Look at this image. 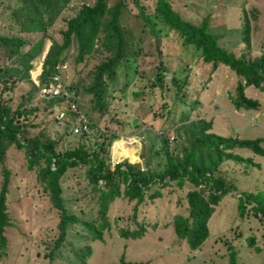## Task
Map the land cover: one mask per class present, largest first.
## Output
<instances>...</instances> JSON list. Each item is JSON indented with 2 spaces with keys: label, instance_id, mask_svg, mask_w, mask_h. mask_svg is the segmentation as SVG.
I'll return each mask as SVG.
<instances>
[{
  "label": "rangeland",
  "instance_id": "obj_1",
  "mask_svg": "<svg viewBox=\"0 0 264 264\" xmlns=\"http://www.w3.org/2000/svg\"><path fill=\"white\" fill-rule=\"evenodd\" d=\"M92 1L69 0L48 26V34L59 42V30L64 27L65 19L81 3ZM169 1L186 20L198 23L206 16L208 29L217 36L218 43L225 49L235 54L244 53L247 57L257 56L264 50V0ZM138 2L144 7L145 13L152 17L154 0ZM19 3V0H0V34L22 36L26 42L21 49L25 50L41 33L18 31L11 10ZM243 11L249 17L251 26L247 49L241 36ZM153 19L154 29L160 34V54L157 57L162 58V63L170 73L161 76V87L157 86L158 83L149 86L159 71L154 48L156 36L138 15L136 6L129 2L119 16L120 25L129 32V52L117 65L116 74L109 83L108 94L111 98L107 112L99 115L92 110L89 94L78 87L75 94L77 105L87 114L92 125L85 131L86 137L74 133L70 135L68 127L71 124L67 126L56 116L59 110L46 112L40 109L43 96L38 91H34L28 101L22 99L21 95H25L31 84L21 80L10 93L9 105L13 108L18 101L23 100L26 106L39 107L34 115H28L30 121L38 122L29 133L42 130L56 138L57 147L62 148L79 140L91 144L93 140H99V131L115 132L116 135L111 137L108 144L110 166L124 161L130 154L137 167L144 169L147 161L148 166L155 170L160 169L165 161L160 134L168 136L173 155L181 154L187 134L185 129L177 127L183 123L180 121L183 116H186L185 125L198 118L211 120L208 131L223 137H261L260 144L264 147V91L252 85L246 86L244 94L256 98L258 107L236 109L231 103L237 79L234 72L223 63L210 71V64L204 63L191 45H183L172 31L161 24L159 18ZM49 44V37H44L42 50L30 61L33 68L28 73L34 84L38 81L42 52ZM62 54L65 59L59 68L60 77L67 84L73 80L88 82L94 64L104 58L106 53L97 45L92 53L76 61V45L72 39ZM1 63L10 64L11 60L0 50ZM171 73L179 84L184 80L183 95L176 93L174 84L169 80ZM194 100L197 103L193 104ZM162 101H167L169 107H163ZM230 151L244 158L249 157L250 160L225 159L219 164L218 171L231 182L233 189L226 191L214 205L207 220L208 234L197 248L191 249L184 239L176 238L171 225L175 213L187 214L184 193L190 184L184 181L182 186H177L175 181H170L163 187L158 186L161 190L159 197H145L137 205L134 217L144 223L145 230L135 238L118 234L119 228L134 227L131 217L133 200L116 197L108 209L110 227L103 230L101 240L90 242L91 253L85 264H118L120 256L140 264H227L231 248L235 251L237 264H264V218L258 219L253 214L240 216L236 212L237 195L242 192H251L256 199L264 202V155L254 153L247 147H233ZM1 166L8 170L6 211L10 224L2 232L4 246L0 251V264H75L71 251L83 242H88V238H80L81 225L69 224L64 239L49 257L46 252L58 233V212L39 181L35 167L26 166L23 149L13 144L7 146L0 162V181ZM83 170L84 166L68 169L67 175L61 178L63 204L79 217L95 218L96 204L92 195L96 194L83 175ZM154 187L157 185L152 184L150 190ZM248 207L246 203V210ZM250 234L253 235L252 244L248 242Z\"/></svg>",
  "mask_w": 264,
  "mask_h": 264
},
{
  "label": "trees",
  "instance_id": "obj_2",
  "mask_svg": "<svg viewBox=\"0 0 264 264\" xmlns=\"http://www.w3.org/2000/svg\"><path fill=\"white\" fill-rule=\"evenodd\" d=\"M19 1V5L11 10V17L17 24L18 31L40 32L41 34L25 50L21 49L26 42L22 36L0 34V50L11 60L10 64H0V162L8 145L13 144L17 148H22L26 166L35 167L39 181L57 210L58 233L53 238L52 245L46 252L47 255L51 257L60 245L66 235L67 226L78 224L82 227L80 238H88V242H83L81 246L71 251V257L75 264H85L91 253L90 242L94 239L101 240L103 230L110 227L108 219L110 203L120 196L133 200L131 217L134 227L119 228L118 234L132 238L141 236L145 226L143 222L134 217L137 205L142 203L145 197L149 199L159 197L161 195L159 187H163L170 181H175L177 186H182L184 181L190 184L184 193L187 214L175 213L171 225L176 238L184 239L191 249L197 248L208 234L207 220L214 205L226 191L232 188L231 182H228L225 176L218 171L219 164L225 159L247 162L250 160L249 157L244 158L230 151L233 147H247L254 153L264 155V147L260 144L261 137H223L208 131L211 127V120L198 118L194 121L190 120L185 125L186 116H183L180 119L183 123H180L177 129H185L187 142L183 144L179 156L173 155L170 150L168 136L160 134L161 151L165 158L160 169L155 170L149 167L147 161L144 163L145 168L141 169L132 162L130 154L124 161L115 162L110 166L108 144L111 137L116 135L115 132L99 131V140H93L91 144L79 140L72 145L59 148L57 139L48 136L42 130L33 134L29 133V130L36 127L38 122L30 121L28 115L30 113L34 115L33 113L39 107L37 105L26 106L23 100H20L11 108L10 93L16 83L21 80H27L31 84L25 95H21L25 101L31 98L34 91H38L37 86L29 78L28 70L32 66L30 62L32 58L42 50L44 37H49L50 44L42 58L41 69L37 75L38 84H44L55 73L61 76L60 67L56 65L63 63L65 56L62 53L73 39L76 45L74 56L76 61H81L85 55L92 53L97 45H100L106 54L94 64L88 82L73 80L65 86L73 93L75 101V94L80 87L82 91L89 94L90 108L97 111L99 115L106 113L109 98H111L108 94L109 83L116 74L117 65L129 52V32L119 23L120 12L129 2L136 6L138 15L149 26L150 32L156 38H159L160 34L154 29L153 17L159 18L161 24L172 31L183 45H191L201 60L210 64V71H213L220 63L227 65L237 76L231 96V103L236 109H256L258 107V100L245 95L244 88L252 85L264 91V50L257 56L247 57L244 53L235 54L225 49L218 43L217 36L208 29L206 16L198 23L186 20L171 6L169 0H154L152 17L145 13L144 7L138 0H93L91 3H81L77 10L65 19L64 27L59 30L60 41L57 42L48 34L47 28L69 0ZM250 29V19L243 11L241 36L246 49L250 44ZM132 53L135 52L132 51ZM155 57L159 63L157 65L159 71L156 78L151 80L157 85V83H162L161 76L169 70L162 63V58L157 57L156 52ZM161 71H164L163 75ZM60 79L63 81L62 77ZM169 80L174 84L176 93L183 95L184 80L179 84L173 73L169 76ZM162 90L159 89V91ZM44 97H42L43 104L40 109L46 112L66 110L61 121L69 126L75 113L66 109L62 98ZM195 103H197L196 100L193 104ZM169 105L167 101H162L163 107L168 108ZM83 113L88 117L85 112ZM159 114L164 115L161 112ZM91 125V120L89 122L88 118V127ZM68 134H72L70 127H68ZM78 136L86 137L87 132L82 131L78 133ZM77 166H84L83 175L95 191L96 195H92L96 204L95 218L79 217L74 212L68 211L63 204L60 180L67 175L68 169ZM1 174L0 251L4 246L2 232L10 224L6 211L8 170L4 166H1ZM152 184H156L157 187L150 190ZM246 203L249 204L247 210ZM236 212L240 216L253 214L258 219H263L264 202L256 199L251 192H242L237 195ZM248 242L253 243L252 234L248 236ZM118 264H140V262L127 261L120 256ZM227 264H237L233 248L229 252Z\"/></svg>",
  "mask_w": 264,
  "mask_h": 264
},
{
  "label": "built area",
  "instance_id": "obj_3",
  "mask_svg": "<svg viewBox=\"0 0 264 264\" xmlns=\"http://www.w3.org/2000/svg\"><path fill=\"white\" fill-rule=\"evenodd\" d=\"M58 66L60 67L61 65H56V67ZM35 85L37 86L40 95L45 97L55 96L62 98L66 109L75 113L73 121L70 125L72 133L78 134L88 129V118L83 111L80 110L70 90L67 89L57 73L53 74L44 84H38L37 81ZM64 113L65 110L61 109L58 111L56 116L58 118H62Z\"/></svg>",
  "mask_w": 264,
  "mask_h": 264
},
{
  "label": "water",
  "instance_id": "obj_4",
  "mask_svg": "<svg viewBox=\"0 0 264 264\" xmlns=\"http://www.w3.org/2000/svg\"><path fill=\"white\" fill-rule=\"evenodd\" d=\"M159 42H160V39H159V38H155V39H154V48H155V51H156V53H157V56L160 54V50H159V47H158ZM47 48H48V46H46V47L44 48V50H43V52H42V53H43V54H42V58H43V56H44V54H45ZM169 74H170V73L167 72V75H169ZM153 84H154V82H153V80H151L149 86H151V85H153ZM161 86H162V83H158V87H161Z\"/></svg>",
  "mask_w": 264,
  "mask_h": 264
}]
</instances>
